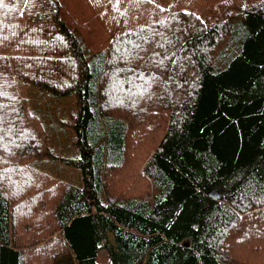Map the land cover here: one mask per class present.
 Instances as JSON below:
<instances>
[{"label": "trees", "instance_id": "obj_1", "mask_svg": "<svg viewBox=\"0 0 264 264\" xmlns=\"http://www.w3.org/2000/svg\"><path fill=\"white\" fill-rule=\"evenodd\" d=\"M84 1L101 51L0 0V264H264V0ZM28 86L74 96L79 156Z\"/></svg>", "mask_w": 264, "mask_h": 264}, {"label": "rangeland", "instance_id": "obj_2", "mask_svg": "<svg viewBox=\"0 0 264 264\" xmlns=\"http://www.w3.org/2000/svg\"><path fill=\"white\" fill-rule=\"evenodd\" d=\"M61 1L64 8L63 17L72 28L82 35L89 47L95 51L105 49L110 40L108 32L102 27L96 16L86 5L85 1ZM24 92V96L29 100L31 111L37 112L44 124L50 122L55 125L54 127L44 126L50 139V146L53 152L56 155L65 158L79 156V151L75 144L76 134L71 125L73 123L72 115L76 112L74 96H43V93H41L39 89L32 86L25 87ZM41 165V170L48 171L49 173L55 171L53 162L49 160L43 161ZM59 166L62 167L63 165L60 163ZM61 170L63 171V169ZM72 170L76 174L79 172L78 168H73ZM67 171L68 170L66 169L65 172ZM216 193H219V191L217 190ZM98 261L108 264V253L103 250L98 257Z\"/></svg>", "mask_w": 264, "mask_h": 264}, {"label": "water", "instance_id": "obj_3", "mask_svg": "<svg viewBox=\"0 0 264 264\" xmlns=\"http://www.w3.org/2000/svg\"><path fill=\"white\" fill-rule=\"evenodd\" d=\"M212 193H214V191L213 192H211V193H209L210 195H212ZM217 196V195H216Z\"/></svg>", "mask_w": 264, "mask_h": 264}]
</instances>
